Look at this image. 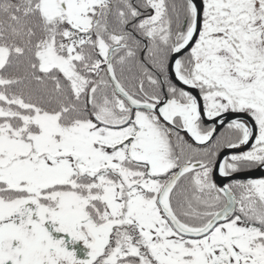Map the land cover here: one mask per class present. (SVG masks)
Segmentation results:
<instances>
[{
    "label": "snow or ice",
    "instance_id": "6c2138e0",
    "mask_svg": "<svg viewBox=\"0 0 264 264\" xmlns=\"http://www.w3.org/2000/svg\"><path fill=\"white\" fill-rule=\"evenodd\" d=\"M0 264H264V0H0Z\"/></svg>",
    "mask_w": 264,
    "mask_h": 264
},
{
    "label": "water",
    "instance_id": "95a60500",
    "mask_svg": "<svg viewBox=\"0 0 264 264\" xmlns=\"http://www.w3.org/2000/svg\"><path fill=\"white\" fill-rule=\"evenodd\" d=\"M255 175H260V173H259V172H257V173H255Z\"/></svg>",
    "mask_w": 264,
    "mask_h": 264
}]
</instances>
